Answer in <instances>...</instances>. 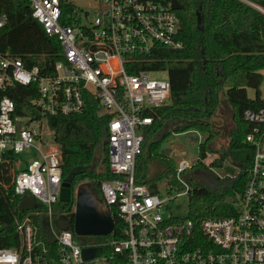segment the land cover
Returning <instances> with one entry per match:
<instances>
[{
  "label": "built area",
  "instance_id": "obj_1",
  "mask_svg": "<svg viewBox=\"0 0 264 264\" xmlns=\"http://www.w3.org/2000/svg\"><path fill=\"white\" fill-rule=\"evenodd\" d=\"M29 1L33 17L60 42L63 58L53 75L42 76L37 67L28 69L0 51V178L9 174L10 186L0 184L10 198L35 200L33 209L14 216V232L4 229L0 220V240L18 242L11 248L0 246V264H264V107L244 112L253 125L246 141L254 154L235 212L203 220L201 244H193L192 221H172L168 209L174 195L153 193L136 180L144 130L154 123L150 114L171 100L169 78H155L152 74L158 71L141 66L161 48L183 46L172 3L97 0L96 16L82 10L66 24L62 4L77 6L72 1ZM5 23L0 17V29ZM33 83L40 117L18 116L6 92ZM91 97L100 102L101 113L110 116L105 146L114 178L102 183L101 194L103 206L116 212L122 229L118 237L114 228L99 242L81 244L72 229L57 225L67 218L54 209L64 182L62 153L54 140L44 139L43 126L49 117L83 113ZM198 158L182 159L177 165L176 180L183 193L190 188L183 173ZM237 170L238 174L241 168ZM42 216L45 225L40 227L37 219ZM85 248L96 249L94 257L86 259Z\"/></svg>",
  "mask_w": 264,
  "mask_h": 264
},
{
  "label": "trees",
  "instance_id": "obj_2",
  "mask_svg": "<svg viewBox=\"0 0 264 264\" xmlns=\"http://www.w3.org/2000/svg\"><path fill=\"white\" fill-rule=\"evenodd\" d=\"M166 4L172 0H161ZM182 9L177 11L181 22L178 49L161 48L152 53L142 64L141 70L167 71L171 84V100L166 106L156 108L150 116L152 126L144 130L142 152L136 169L137 182L158 192L159 182L166 180V190L172 194L183 187L176 180L177 164L170 157V150L163 143L173 133L197 130L204 139L199 143V158L191 169L183 173L189 185L188 210L185 217L172 214V221L195 224L194 246L204 239L200 224L205 219L224 218L233 215L239 195L250 179L253 148L246 141L253 125L244 112L264 107L260 87L264 70V0H178ZM62 22L71 23L70 16L80 15L82 9L63 1ZM202 18L200 26L198 17ZM0 17L6 23L0 29V51L19 59L26 68L37 67L42 76L54 74L56 62L62 60L60 42L46 34L43 26L33 17L29 0H0ZM249 88L256 90V98L248 97ZM225 92L233 108L234 128L230 132L227 148L220 158L205 163L211 143L218 138L212 117ZM6 94L16 105V115L40 117L33 100L37 98V84L16 85ZM110 116L101 113V105L89 98L83 113L49 117L47 126L54 142L62 153L63 181L72 186L73 200L58 202L56 215L62 213L74 222L77 184L88 181L97 199L103 204L101 185L114 178L105 141ZM171 131L164 133L167 124ZM225 161L235 164L241 171L233 176L220 177L213 168H222ZM100 162L103 166H100ZM163 168L155 174L154 168ZM104 167V168H103ZM231 171V168H228ZM233 171V170H232ZM3 184V183H1ZM0 184V220L4 229L14 232L13 218L19 214L20 197L10 198ZM170 209V208H169ZM115 234L118 237L122 224L115 211ZM44 226L45 217L37 219ZM102 238H97L99 242ZM0 240L1 247L15 246Z\"/></svg>",
  "mask_w": 264,
  "mask_h": 264
},
{
  "label": "rangeland",
  "instance_id": "obj_3",
  "mask_svg": "<svg viewBox=\"0 0 264 264\" xmlns=\"http://www.w3.org/2000/svg\"><path fill=\"white\" fill-rule=\"evenodd\" d=\"M75 5L80 7L83 11L89 13L90 17L93 18L97 15L99 12V3L97 0H70ZM84 20V19H83ZM264 77V70L261 71ZM153 77L158 79H167L169 78L167 71H158L152 74ZM261 91V98L264 100V78L263 82L260 87ZM248 97L251 99L256 98V90L249 88L247 90ZM233 108L228 103L226 93L223 92L220 95L219 103L216 108L215 114L212 117V122L214 123L215 130L218 132V138L214 140L210 147L212 149L211 152L207 153V156L205 158V163L210 164L214 160H217L220 158L219 153L222 151V149H226L229 143V136L231 130L234 128V120H233ZM172 124H167V127L164 129L167 133L171 131ZM44 139L53 141L54 136L53 133L49 130L48 126L44 124ZM204 137L203 135L198 132L197 130H190L186 133H173L171 137H169L164 143L163 148L170 150V157L175 161V163L178 165L179 161L182 159H187L188 161H196V159L199 157V143L203 141ZM100 166H103L100 162ZM104 168V167H103ZM163 168V165L161 163H157L155 165L154 171L155 174H158L161 172L160 170ZM228 168H231V171L228 170ZM233 170V171H232ZM213 172L220 176H233L238 172L237 166L235 164H231L228 161H225L222 168H213ZM0 182L3 183V185L6 188H9L10 186V176L9 174L6 175L5 178H0ZM88 183V181L81 182L80 184H77L75 191L77 190L78 186L81 184ZM166 180H162L159 182L158 190L159 193L162 195H167L166 190ZM185 189L180 190H174L172 195H174L176 198L169 202V208L168 211L170 214H173L177 217H185L188 210V194L183 193ZM183 193L177 196L178 193ZM103 236H93V241L96 242L97 238H102ZM103 239V238H102Z\"/></svg>",
  "mask_w": 264,
  "mask_h": 264
},
{
  "label": "water",
  "instance_id": "obj_4",
  "mask_svg": "<svg viewBox=\"0 0 264 264\" xmlns=\"http://www.w3.org/2000/svg\"><path fill=\"white\" fill-rule=\"evenodd\" d=\"M171 8L175 11L182 9V5L178 0H172ZM264 13L261 7L256 6ZM202 18L198 17V25L200 26ZM75 211L74 222L71 223L69 218L60 219L57 222L59 228L66 230L72 229L75 235L80 239V243L85 242L86 237L108 236L115 228V221L111 212L103 206L97 199L91 189L90 183H84L78 186L74 192ZM73 200L71 183L65 181L62 183L59 201L68 203ZM35 200L32 197H24L19 203V211L33 209ZM96 249L85 248L83 255L86 259L94 257Z\"/></svg>",
  "mask_w": 264,
  "mask_h": 264
},
{
  "label": "flooded vegetation",
  "instance_id": "obj_5",
  "mask_svg": "<svg viewBox=\"0 0 264 264\" xmlns=\"http://www.w3.org/2000/svg\"><path fill=\"white\" fill-rule=\"evenodd\" d=\"M85 240L92 242L94 239H93V237H86Z\"/></svg>",
  "mask_w": 264,
  "mask_h": 264
}]
</instances>
